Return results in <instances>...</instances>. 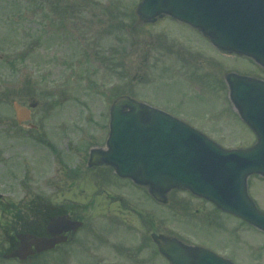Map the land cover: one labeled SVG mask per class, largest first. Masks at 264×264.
Listing matches in <instances>:
<instances>
[{
	"label": "rangeland",
	"instance_id": "rangeland-1",
	"mask_svg": "<svg viewBox=\"0 0 264 264\" xmlns=\"http://www.w3.org/2000/svg\"><path fill=\"white\" fill-rule=\"evenodd\" d=\"M140 1L0 0V193L5 195L0 208V234L5 230L1 225L6 222L3 210L10 202L18 203L38 194L48 198L59 195L60 202L74 198L77 192L67 190L70 181H64L59 192L53 190L52 184L56 177L64 178L60 167L73 168L78 160L88 159L91 148L105 146L109 109L117 94L124 92L166 109V99L180 101L182 94L189 91L181 78H166V62L196 59L186 45L202 47L203 39L193 28L171 18L147 26L136 13ZM66 6L69 14L64 11ZM196 75L200 77L199 72ZM35 101L39 106L32 110L31 120L20 124L14 104L28 106ZM183 102L187 112L200 116L196 124L222 147L249 145L238 141L247 132L238 129L234 133L236 129H230L233 122L224 105L205 110L184 97ZM109 178L111 184H124L114 175ZM251 181L263 186L258 176ZM102 184L95 182L91 172L87 187L90 199L96 200L90 207L91 222L108 226L104 221L107 217L122 213L128 228L109 229L126 237L120 232L132 230L135 215L131 209L124 211L125 203L116 194L131 201L137 189L112 186L108 188L110 194L96 192L95 185ZM177 196L180 207L173 203L166 206V235L189 243L200 238L229 245L232 241L239 247V260L256 247L260 251L256 256L258 264H264V233L239 227L234 230L238 231L236 240L232 227L216 232L214 226H199L197 214L187 212L180 201H189L191 195L171 192L172 198ZM148 203L154 205L151 200ZM258 206L264 209V200ZM156 218L161 221L157 207ZM232 219L229 224L237 228ZM156 257L162 261L159 255Z\"/></svg>",
	"mask_w": 264,
	"mask_h": 264
},
{
	"label": "flooded vegetation",
	"instance_id": "flooded-vegetation-1",
	"mask_svg": "<svg viewBox=\"0 0 264 264\" xmlns=\"http://www.w3.org/2000/svg\"><path fill=\"white\" fill-rule=\"evenodd\" d=\"M194 30L203 39L204 45L192 48L186 45V48L188 52L196 55V59L166 62V69L169 72L166 78L179 77L183 80L181 81L189 91L184 92L182 96L191 105L201 106L205 110L220 108L219 106L224 105V110L228 111L230 120L234 124H230V129H236L234 133H238L239 129L248 134L238 141H257L258 133L242 120L238 111L240 108L255 109L264 103V64L244 55L222 51L198 30ZM168 36L166 29V37ZM197 72L200 73V77H197ZM168 74L171 75L167 76ZM182 96L180 101L166 99V109L157 107L173 112L176 116H184L191 124H196L200 116L184 109ZM216 100L221 102H216ZM236 121L242 126L236 124ZM31 127L35 126L31 125ZM259 130L264 134V126H260ZM89 157L90 150L88 159L78 160L73 168L70 165L60 167V171L65 173L64 178L58 176L52 184L53 190L59 192L63 182L70 181L67 190L77 192L71 200L60 202L57 194L55 198L38 194L30 199L24 198L18 203L8 204L3 210L8 228L5 223L1 222L5 230L3 234H0V261L15 260L16 264H166L167 261L170 264L159 251L154 236L158 234L166 237V206L172 203L174 206H179V197L172 198L169 193L167 202H160L151 195L148 187L137 185L130 179L118 176L113 167L105 164L90 166ZM86 172L89 173L88 176ZM91 172L94 174L95 182L97 180L103 182L102 185H95L96 192L99 190L100 193L110 194L108 188L112 186L129 188L130 185L137 189V195L131 200L132 202L124 201L123 196L116 194V198L125 203L126 210L124 211L131 209L135 215L132 230L120 232L126 237L119 235L117 230L109 229L112 227L128 228L129 224L125 223L126 219L122 213L119 216L107 217L104 221L105 224H109L108 226L91 222L90 207L96 201L90 199V191L87 187V181L91 180ZM112 175L124 184H111L109 177ZM251 178L248 187L250 195L256 202L264 200V178L260 177L263 186L252 184ZM76 186H78L77 190H75ZM99 196L97 194V197ZM189 197H191L189 201L184 199L180 201L184 203L187 212L192 214L193 211L197 214L196 219L199 226L208 228L214 226L216 232L232 227L235 236L238 232H235V229L251 227L240 218L219 210L207 200L194 196ZM164 198L166 199V196ZM150 200L154 205L148 203ZM193 201H195L194 204L191 203ZM156 207L161 221L156 218ZM232 217L237 219H232ZM96 218H103V216H96ZM230 219L236 220L237 228L229 224ZM67 221H78L80 225L74 226V224H68ZM104 228L107 229L104 230ZM238 238L237 236L236 240ZM23 244L29 245L30 250L27 249V252L30 254L24 258L10 257L22 248ZM194 244L209 248L237 264H258L256 256L260 251L256 247L253 248L252 253L247 251L245 257L242 258L244 260H239L237 259L238 256L240 257L237 251L239 247H235L232 241L229 245L220 244L211 238H200ZM158 255L162 258L161 262L157 260Z\"/></svg>",
	"mask_w": 264,
	"mask_h": 264
},
{
	"label": "water",
	"instance_id": "water-1",
	"mask_svg": "<svg viewBox=\"0 0 264 264\" xmlns=\"http://www.w3.org/2000/svg\"><path fill=\"white\" fill-rule=\"evenodd\" d=\"M137 12L145 22L170 15L201 30L219 48L264 62V0H142ZM15 107L20 121L28 117L26 108ZM241 113L257 130L249 111ZM255 113L264 119V108ZM110 117L108 149H93L90 165H112L122 177L149 186L158 199L173 189L190 190L264 231V213L247 193L248 177L264 176L261 136L252 148L224 149L183 121L128 96L114 102ZM155 238L171 264H234L175 237ZM27 249L23 244L10 257H27Z\"/></svg>",
	"mask_w": 264,
	"mask_h": 264
}]
</instances>
